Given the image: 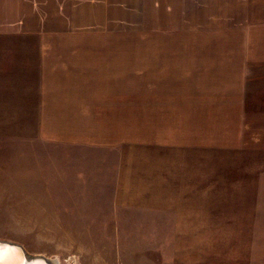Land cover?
Wrapping results in <instances>:
<instances>
[{
  "label": "crops",
  "instance_id": "0c3cea01",
  "mask_svg": "<svg viewBox=\"0 0 264 264\" xmlns=\"http://www.w3.org/2000/svg\"><path fill=\"white\" fill-rule=\"evenodd\" d=\"M0 29L36 37V140L115 159L91 172L63 167L53 172L62 177L48 180V206L77 221L76 231L93 230L80 222L98 219L105 201L108 220L125 219L113 210L120 206L154 218L175 207L178 220L192 222L199 186L214 180L215 156L223 160V175H233L229 187L244 182L243 175H256L255 169L263 171L264 5L0 0ZM212 111H240L246 127L241 133L254 138L238 136L233 144L224 139V146L215 148ZM134 127H142V139ZM136 140L147 144L136 149ZM169 142L173 145L163 152L146 148ZM103 169L111 171L109 187L97 178ZM69 173L77 178L68 180ZM89 174H96L94 180ZM254 178L255 188H249L256 189L261 205L264 179ZM93 202L97 205L88 212L85 207ZM256 217L247 223L246 237L262 240L264 214ZM263 241L233 249L228 264H264Z\"/></svg>",
  "mask_w": 264,
  "mask_h": 264
},
{
  "label": "rangeland",
  "instance_id": "374dc122",
  "mask_svg": "<svg viewBox=\"0 0 264 264\" xmlns=\"http://www.w3.org/2000/svg\"><path fill=\"white\" fill-rule=\"evenodd\" d=\"M249 2L264 5V0ZM32 39L35 41L36 37L28 33L0 29V239L21 244L29 253L43 255L56 264H228L235 257L231 256L233 249L236 252L239 246L264 240L246 237L247 223L253 217L257 219V214H264V199L258 205L259 194L250 189L255 188L254 177L264 179V157L263 171L255 169L256 175L250 173L253 176L245 178L243 175L240 181L244 182L235 188L229 187L233 175H223L219 167L222 158H212L210 169L215 171L210 176L214 180L199 186L200 205L195 207L198 212L192 222L178 220L175 207L154 218L120 206L113 210L118 209V219L123 216L125 219L108 220L110 206L104 200L98 219L90 221L88 216L86 222H80L93 230L76 231L77 221L70 215L57 214L56 207L48 206V180L59 178L61 175L53 172L63 167H67V172L70 168L87 171L85 168L114 164L115 159L101 151L69 149L36 140L38 81ZM240 115V111L211 112L215 118L212 138L215 148H222L224 139L232 143L238 136L254 138V133H241L246 127L241 125L244 120ZM219 122H222L220 129ZM249 128L254 130L253 126ZM134 130L136 138L142 139V127ZM133 143L136 149L147 144L139 140ZM170 144H151L146 148L163 152ZM97 157L101 159L98 161ZM120 157L121 152L119 160ZM108 171L97 175L103 184L110 182ZM71 175L66 174L68 180ZM87 176L94 178L93 174ZM259 190L264 198V189ZM205 201L211 205L201 204ZM93 205L97 204L93 202L86 210L95 209ZM79 208L83 210L84 206Z\"/></svg>",
  "mask_w": 264,
  "mask_h": 264
},
{
  "label": "water",
  "instance_id": "95a60500",
  "mask_svg": "<svg viewBox=\"0 0 264 264\" xmlns=\"http://www.w3.org/2000/svg\"><path fill=\"white\" fill-rule=\"evenodd\" d=\"M0 264H53L49 258L29 253L21 244L0 239Z\"/></svg>",
  "mask_w": 264,
  "mask_h": 264
},
{
  "label": "bare ground",
  "instance_id": "6f19581e",
  "mask_svg": "<svg viewBox=\"0 0 264 264\" xmlns=\"http://www.w3.org/2000/svg\"><path fill=\"white\" fill-rule=\"evenodd\" d=\"M50 261H51L53 264H56V262H54L53 260L50 259Z\"/></svg>",
  "mask_w": 264,
  "mask_h": 264
}]
</instances>
